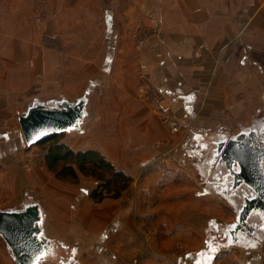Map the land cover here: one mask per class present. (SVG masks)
I'll return each instance as SVG.
<instances>
[{"label":"crops","instance_id":"crops-1","mask_svg":"<svg viewBox=\"0 0 264 264\" xmlns=\"http://www.w3.org/2000/svg\"><path fill=\"white\" fill-rule=\"evenodd\" d=\"M132 20L158 21L162 56L135 46ZM148 86L181 115L179 132L138 95ZM263 92L264 0H0V209L39 202L51 255L63 243L88 256L78 264H227L218 244L235 210L209 183L212 150ZM82 96L87 115L59 142L132 176L116 199L93 198L99 180L76 163L62 176L24 164L16 122L29 103ZM177 241L187 250L174 254ZM233 246L239 264H264V240ZM0 264H19L1 234Z\"/></svg>","mask_w":264,"mask_h":264},{"label":"water","instance_id":"water-1","mask_svg":"<svg viewBox=\"0 0 264 264\" xmlns=\"http://www.w3.org/2000/svg\"><path fill=\"white\" fill-rule=\"evenodd\" d=\"M86 104V96L76 101H31L19 117L26 144H38L50 136L78 127L87 115ZM252 134L251 128L247 126L216 142L214 157H218L228 167V172L223 176L224 180L226 178L230 182L231 189L247 186L255 190L253 198L247 195L243 211L236 214V220L232 223L234 226L225 232L228 240L220 242V247L233 245L241 238L237 236L235 228L242 221L240 215L248 214L253 205L264 212V136ZM245 225L250 228L248 224ZM0 234L19 264H39L55 249L53 241L44 235L43 211L39 202L34 200L26 201L22 207L0 209Z\"/></svg>","mask_w":264,"mask_h":264},{"label":"rangeland","instance_id":"rangeland-1","mask_svg":"<svg viewBox=\"0 0 264 264\" xmlns=\"http://www.w3.org/2000/svg\"><path fill=\"white\" fill-rule=\"evenodd\" d=\"M43 3H46V0H43ZM106 4H107V2L104 3L105 6H106ZM42 5H44V4L41 3V6ZM102 10L104 12H106L107 11V8L106 7H103ZM129 21L130 20L129 19L127 20V18H126L125 23H128ZM103 22H104V20H103ZM148 22L149 21H146V23H145L144 20H135V21L132 20L131 25H129L130 28L128 29V32H129L130 37L134 39L135 46L137 48H140L141 46H143L144 43H146L147 45L145 47L151 49L152 52H154V54L156 55V52H155V49H154L153 46H154L155 43H158V42H160V40H162L161 37L163 35V31H162V28L160 27V32L156 33L157 30H156V25L155 24H157L158 21H154V22L151 21L150 23H148ZM157 34H159V35H157ZM139 39H141V40L139 41ZM49 45L52 46V47H55L57 50H61L62 49V46L61 45H58L56 39H55V41L50 42ZM205 49H207V48H205ZM197 57H202V55H200V53H197L195 55V58H197ZM138 72H139V74L140 73L145 74L141 69H139ZM148 87L151 88V86H148ZM142 88L139 89L138 95H139V92L141 91ZM254 107H255V111H254V114H253V116H252V118H251L250 121L248 120L247 122H245L243 124L234 125L230 129L232 131H234V132H236L237 130L240 131L243 127L250 126L252 124V122L256 118H258V117H260V116H262L264 114V92L263 93H259L258 100H257V102H255V105L254 104L252 105V109ZM17 123H18V125H20V122H16V124ZM9 126L10 125L8 123H6V121L0 120V129L1 130H4L5 128L7 129ZM182 126H183V124H182ZM230 134L231 133L228 132V135H230ZM51 142H52V140H50V139L48 140L47 139L43 143H38V144L31 145V146L25 145V147H24V150H25L24 164H25L26 156H28L29 154L33 153L34 156L37 157L36 158L37 164L38 165H41V163H43L44 166H46L45 154L47 152L48 145L51 144ZM25 167H26V165H25ZM40 169H42V168H40ZM98 184H99V181L97 182V185ZM109 198L110 199H116L115 197H112V196L109 197ZM224 201L229 205V207L231 208V210H233V207L231 206L230 201L228 202V201H226V199H224ZM233 214H232V219L235 220L236 219V213H235V215H233ZM71 240H72V242L74 241L73 239H71ZM227 240H228L227 238H225V239L222 238L221 242L227 241ZM68 241L70 242V240H68ZM62 244H61V247L57 248V251H56V254L55 255H50L46 260L41 261L39 264H75V263L78 264V262H82V261L83 262H88V260L86 259L88 256L83 255V254H76L77 253V250H76L77 248L72 247V246H68L67 247V246H64V244L63 245ZM234 245H237L238 247L239 246L240 247H248V246H251V245H247L246 246V245H243V244H241L239 242H236V241L234 242ZM186 247L187 246L185 244H182L180 241L175 242L174 248H176V249H175L174 254H176L179 251H184L185 249L187 250L188 247L187 248ZM218 247H220L219 244H218ZM234 248L235 247L232 244L231 245H225L224 246V249H226L227 252H230V255H229L230 257L229 258L228 257H226V258L224 257V261L227 264H239L238 262H236L233 259V257H235V254L232 253V252H235L237 250V249L234 250ZM71 249L75 250V254H73V252H72ZM237 252H238V250H237ZM78 257L79 258H82V259L84 258V260H82V261L79 260L78 261ZM86 264H88V263H86Z\"/></svg>","mask_w":264,"mask_h":264},{"label":"trees","instance_id":"trees-1","mask_svg":"<svg viewBox=\"0 0 264 264\" xmlns=\"http://www.w3.org/2000/svg\"><path fill=\"white\" fill-rule=\"evenodd\" d=\"M59 138L57 134L39 142L52 140L48 145L45 160L49 168L55 170L57 175H77L74 169L76 163L81 172L99 180V184L91 193V196L97 200L107 196L118 197L129 187L133 177L118 170L99 150L89 149L75 152L59 142ZM241 244L249 245L248 243Z\"/></svg>","mask_w":264,"mask_h":264},{"label":"flooded vegetation","instance_id":"flooded-vegetation-1","mask_svg":"<svg viewBox=\"0 0 264 264\" xmlns=\"http://www.w3.org/2000/svg\"><path fill=\"white\" fill-rule=\"evenodd\" d=\"M251 128V131L254 133L252 136H264V114L258 118H256L252 124L249 126ZM228 135V134H226ZM226 136H222L221 139L225 138ZM220 139V140H221ZM216 148L217 145H214ZM212 150V159L210 162V184L215 185L216 188L220 193H222L224 196H226L233 209L235 210V213L241 214L243 211V208L245 207V204L247 202L246 198L249 196V198H253L255 195V190L251 187H237L231 189L230 182L227 181V179L223 175H225L228 172V167L224 162H220L219 158L216 159L214 156L216 154V149ZM248 195V196H247ZM242 218V221H239V226H235L238 232L237 239L238 242L241 243H248L249 245H258L262 240H264V212L262 209H260L257 206L252 207L251 211L246 214L243 213V215H240ZM236 220V219H235ZM234 220V221H235ZM233 222L227 225L225 227L226 232L227 229L232 228L234 225H232ZM248 224V226L251 228H248L245 224ZM227 238V236H225Z\"/></svg>","mask_w":264,"mask_h":264},{"label":"built area","instance_id":"built-area-1","mask_svg":"<svg viewBox=\"0 0 264 264\" xmlns=\"http://www.w3.org/2000/svg\"><path fill=\"white\" fill-rule=\"evenodd\" d=\"M156 30L160 32V25L157 23ZM159 35V34H157ZM141 39H139L140 41ZM154 49L157 56H162L163 52L160 49L159 42L154 44ZM139 96L145 99H149L153 102L155 110L158 114L160 121L171 132L176 133L182 127V117L174 109L167 104L166 96L159 90L150 87H143L139 92ZM36 156L33 153L26 156L25 165L28 169L43 168L44 164H37Z\"/></svg>","mask_w":264,"mask_h":264},{"label":"snow or ice","instance_id":"snow-or-ice-1","mask_svg":"<svg viewBox=\"0 0 264 264\" xmlns=\"http://www.w3.org/2000/svg\"><path fill=\"white\" fill-rule=\"evenodd\" d=\"M243 63V61H241ZM189 99H191V97H189Z\"/></svg>","mask_w":264,"mask_h":264}]
</instances>
